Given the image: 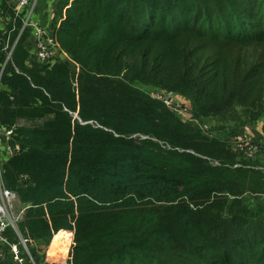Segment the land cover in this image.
Instances as JSON below:
<instances>
[{
	"label": "trees",
	"instance_id": "obj_1",
	"mask_svg": "<svg viewBox=\"0 0 264 264\" xmlns=\"http://www.w3.org/2000/svg\"><path fill=\"white\" fill-rule=\"evenodd\" d=\"M0 23L11 244L36 264H264V223L239 205L264 195V168L136 86L186 99L195 121H256L264 62L231 50L264 44V0H58L50 30L73 67L30 58L7 0Z\"/></svg>",
	"mask_w": 264,
	"mask_h": 264
},
{
	"label": "rangeland",
	"instance_id": "obj_2",
	"mask_svg": "<svg viewBox=\"0 0 264 264\" xmlns=\"http://www.w3.org/2000/svg\"><path fill=\"white\" fill-rule=\"evenodd\" d=\"M0 28H2L1 23ZM236 52L248 61L264 62V44L239 47L231 50V53L235 54ZM136 86L153 98L162 101L168 99V102H170L168 103V107L171 108L179 119L195 125L203 130L210 138L222 142L223 146L217 147L218 152H230L237 160L257 162L259 166L264 168V134L261 129L264 122V114L256 121L248 123L241 128H238L240 123L244 121V118L241 121L238 120L239 113L242 111L241 108L236 109L237 114L233 116L234 121L213 117L195 121L191 117V106L186 99L176 94L158 91L140 84ZM21 124L27 125L23 122ZM2 146L3 148H1L0 153L1 160H4L7 157V151L3 144ZM221 148L224 150L220 151ZM231 201L229 199V202ZM239 205L249 213H252L251 217L253 221H262L264 223V195H251L246 193L240 198ZM21 210L22 205L16 200L13 203V213ZM33 247L44 249L41 243H34Z\"/></svg>",
	"mask_w": 264,
	"mask_h": 264
},
{
	"label": "built area",
	"instance_id": "obj_3",
	"mask_svg": "<svg viewBox=\"0 0 264 264\" xmlns=\"http://www.w3.org/2000/svg\"><path fill=\"white\" fill-rule=\"evenodd\" d=\"M7 4L14 9L16 14L22 16L24 26L31 29L30 36L25 43L31 59L41 65L66 62L73 67V63L68 56L55 43L51 31L46 27L39 26L34 20L33 0H7ZM160 101L165 106H169L168 103L170 102H168V99ZM8 134L7 132L6 135ZM1 143L3 144L0 138V150L3 148ZM3 145L7 151V157L5 158L7 159L12 155V150L9 146ZM2 162L0 153V166ZM21 178L23 180L27 179L25 176H21ZM16 200L15 193L3 188L0 170V264H36L20 236H18L19 242L17 244H11L5 235L8 228H12L16 232V223L22 215V210L13 213V203Z\"/></svg>",
	"mask_w": 264,
	"mask_h": 264
},
{
	"label": "crops",
	"instance_id": "obj_4",
	"mask_svg": "<svg viewBox=\"0 0 264 264\" xmlns=\"http://www.w3.org/2000/svg\"><path fill=\"white\" fill-rule=\"evenodd\" d=\"M57 1L58 0H33V18L39 26L46 27L50 30L53 9Z\"/></svg>",
	"mask_w": 264,
	"mask_h": 264
}]
</instances>
